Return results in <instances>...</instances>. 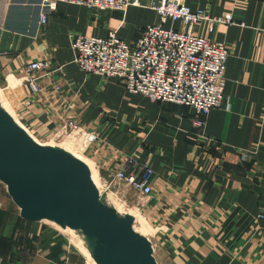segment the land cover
<instances>
[{
	"label": "crops",
	"instance_id": "0c3cea01",
	"mask_svg": "<svg viewBox=\"0 0 264 264\" xmlns=\"http://www.w3.org/2000/svg\"><path fill=\"white\" fill-rule=\"evenodd\" d=\"M140 1L143 6L126 15L61 4L42 25L41 0H0V76L21 82L29 64L52 61L58 72L40 80L43 93L31 95L26 87L20 96H29L32 112L22 101L18 112L53 132L58 114L71 105L81 130L100 137L86 153L102 176L110 177L129 156L154 171L152 194H134L157 264H264V0H187L193 12L233 17L213 31L206 22L194 29L230 51L224 107L211 112L204 131L194 126V109L130 95L116 78L86 74L74 63L76 36L116 33L133 43L157 23L149 2ZM53 83L62 85L63 94L51 89ZM61 228L24 220L0 182L3 264H78Z\"/></svg>",
	"mask_w": 264,
	"mask_h": 264
},
{
	"label": "built area",
	"instance_id": "2783aa9c",
	"mask_svg": "<svg viewBox=\"0 0 264 264\" xmlns=\"http://www.w3.org/2000/svg\"><path fill=\"white\" fill-rule=\"evenodd\" d=\"M147 1L156 13L158 22L147 26L135 42L124 41L116 33L105 38L76 36L71 41L74 63L86 74L116 78L130 95L147 98L152 103L194 109L197 115L194 126L196 130L204 131L211 112L224 107L227 84L225 73L230 52L225 43L198 37L194 29L198 24L207 22L209 30L213 31L216 24L233 23V17L211 18L205 11L193 12L187 6V0ZM61 4L85 7L92 12L111 11L122 15H126L130 7L143 6L140 0H41L42 25L48 23L50 13L56 12ZM176 24H179L178 28ZM54 72H58V69H53L52 61L34 62L25 68L22 82L31 95L43 93L40 80ZM51 89L60 94L64 92L61 84L53 83ZM32 108L30 100L23 104V109L28 110L29 114ZM73 110L71 105H67L58 114L59 126L53 131L54 138L66 136L68 139L75 131H81L78 114ZM86 139L87 146L90 142L99 141L100 137L97 133L87 132ZM249 154L244 153L242 159L247 160ZM153 175L154 171L149 166L129 156L110 178L147 197L153 192ZM103 184L102 195L108 198L112 183ZM3 263L0 257V264Z\"/></svg>",
	"mask_w": 264,
	"mask_h": 264
},
{
	"label": "water",
	"instance_id": "95a60500",
	"mask_svg": "<svg viewBox=\"0 0 264 264\" xmlns=\"http://www.w3.org/2000/svg\"><path fill=\"white\" fill-rule=\"evenodd\" d=\"M0 182L32 222L52 221L96 238L97 264H157L151 241L101 202L90 168L62 150L38 144L0 107Z\"/></svg>",
	"mask_w": 264,
	"mask_h": 264
},
{
	"label": "rangeland",
	"instance_id": "374dc122",
	"mask_svg": "<svg viewBox=\"0 0 264 264\" xmlns=\"http://www.w3.org/2000/svg\"><path fill=\"white\" fill-rule=\"evenodd\" d=\"M14 82L11 81V79H8L7 83L6 80H4V78L0 76V103L6 106L18 118V120L24 127H26L28 130L30 129L29 131L34 136V138L38 140L40 145H54V148H58V150H63L69 155H71L70 153H74V158L84 162L85 164H90V167H92V169L94 170L93 172L96 179L95 181L98 184V188L100 190L101 195L104 192L103 182L112 183L111 191L108 192V198L105 195H102L100 197L101 202L114 208L118 212L121 219H125L126 215H132L134 218V231L145 236L146 238H149V235H147V230L143 226L144 218L142 217V213L137 210L139 200L134 194V191L130 190L124 185H120L116 182H113L110 177L102 176L98 168L89 160V156L86 152L90 150L98 141L90 142L91 144L86 146L87 132L83 130L78 132L75 131V134L73 133V136L78 139H74V137L71 139H66V136L60 139H56L53 137L54 133L52 131H47V129L44 130L38 125L33 124L32 122H28V120L23 117L22 112H18L17 109L20 101H22L21 105L28 103L29 96L23 99L22 97L20 98L23 93V90L26 89V86L23 84L22 81L15 83ZM111 174L112 173H110L109 176H111ZM60 235L64 239L65 243L68 244L69 251L72 253L75 261L78 264H80L82 260L83 264H97L94 260V247L95 242L97 241L95 237L88 238L82 233L81 230L72 231L69 228H61ZM153 247L155 249V246ZM153 255L155 257V252L153 253Z\"/></svg>",
	"mask_w": 264,
	"mask_h": 264
},
{
	"label": "bare ground",
	"instance_id": "6f19581e",
	"mask_svg": "<svg viewBox=\"0 0 264 264\" xmlns=\"http://www.w3.org/2000/svg\"><path fill=\"white\" fill-rule=\"evenodd\" d=\"M73 137H74V136H71L70 139L73 138ZM68 139H69V138H68ZM74 139H78V138L74 137ZM76 148H77V147H76ZM79 151H80V150H79ZM76 152H77V151H76ZM74 157H75V156H74Z\"/></svg>",
	"mask_w": 264,
	"mask_h": 264
}]
</instances>
